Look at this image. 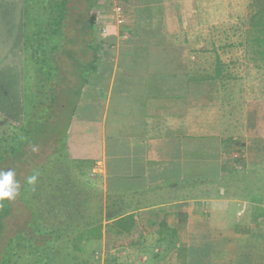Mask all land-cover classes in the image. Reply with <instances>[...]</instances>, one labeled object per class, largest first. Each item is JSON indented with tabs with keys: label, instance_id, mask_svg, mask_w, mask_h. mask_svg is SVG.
<instances>
[{
	"label": "crops",
	"instance_id": "crops-1",
	"mask_svg": "<svg viewBox=\"0 0 264 264\" xmlns=\"http://www.w3.org/2000/svg\"><path fill=\"white\" fill-rule=\"evenodd\" d=\"M123 6L122 25L95 15L74 55L95 67H80L75 93L67 59L52 106L71 171L99 193L103 251L115 254L101 264H264V33L249 22L239 43L228 37L208 82L216 40L197 0ZM25 60L24 0H0V115L13 126L25 122ZM128 218V230L111 226Z\"/></svg>",
	"mask_w": 264,
	"mask_h": 264
},
{
	"label": "rangeland",
	"instance_id": "rangeland-1",
	"mask_svg": "<svg viewBox=\"0 0 264 264\" xmlns=\"http://www.w3.org/2000/svg\"><path fill=\"white\" fill-rule=\"evenodd\" d=\"M263 2L264 0H197L198 8L202 13L203 36L213 35L217 43L213 45L207 43L208 50L211 46L214 47L215 55L209 52L204 54V80L212 82L211 69L223 68L226 61L225 49L228 37L234 36L235 41L239 43V39L245 34L244 27L250 22V15ZM102 10L106 12L107 18L108 8L103 0H96L92 8H89L88 0H67L66 36L71 38L68 47L74 49L75 54L81 53L78 48L82 50L80 37L88 35L86 21L89 15L91 13L97 15ZM238 43H235V48L240 46ZM27 55L28 58L24 63L26 102L22 105L21 116L18 115L25 122L20 126H13L3 119L2 114L0 115V156H5L3 160L6 162L5 172L14 171L19 185L30 172H33L31 177H35V181L28 184L23 195L24 200L21 199L22 196L19 193L14 199L7 200L11 211L4 219L2 241L24 225L28 231L32 233L34 231L35 238L37 237L38 240L33 241L28 235L15 237L10 247L11 258L8 264H73L67 256L68 249L73 257L78 255L80 258H92L95 264H101L104 257L105 261L112 263L115 260L114 252L103 251L102 247L101 230L104 221L99 193L88 189L79 190V188L83 189L80 186L83 184L84 177L80 175L78 179L73 174L71 165L62 152L56 148L57 143L54 136L48 134L47 138L43 135L31 137L30 131L36 119L29 115L35 73L31 67L33 62L30 60L28 46ZM64 58L67 63V58ZM235 59L236 67L240 68L241 61L238 62L237 58ZM40 66L42 67L39 69L40 73L52 72L45 66V62L42 61ZM215 82L218 81L215 80ZM2 86L3 83L0 84V113L7 114L8 109H3L2 106L5 104L4 99L7 93L3 92ZM239 103L238 101L237 104ZM17 105H19L18 101L14 100V106L18 107ZM41 113L42 111L39 112ZM29 119L32 120L31 123L28 122ZM14 146H20L18 150L20 153L8 155L11 153L10 147ZM49 232L57 236L56 238L53 236L56 240L53 243L43 239L46 238L44 235ZM78 236L80 251L73 248V240ZM110 238L106 239L110 241ZM0 245L2 246L3 242H0ZM41 257L43 259L47 257L44 263Z\"/></svg>",
	"mask_w": 264,
	"mask_h": 264
},
{
	"label": "trees",
	"instance_id": "trees-1",
	"mask_svg": "<svg viewBox=\"0 0 264 264\" xmlns=\"http://www.w3.org/2000/svg\"><path fill=\"white\" fill-rule=\"evenodd\" d=\"M96 0H88L89 8H92ZM67 14V0H24V53L27 55V46L30 48V60L32 63V68L35 69L33 84H32V105L30 117H36L33 123V129L30 131L32 134L31 137H36L37 135H43L47 138L48 134H51L55 137L57 147L60 152H62V147L64 144V130L66 126L65 120H55V123L52 122V116L54 110L52 109L53 102L56 99L55 88L60 87V82L64 78L63 69H66V60L70 59L71 66L74 68L73 75L76 77L78 83L75 84L74 90L77 93V90L80 88V83L84 74L80 67L83 68V71L93 69L95 60H91L89 63L83 64V60H80L74 53V49L68 47V43L71 41L70 37L66 36V21L68 19ZM96 19L95 14L91 13L86 21V28L88 30L93 29V24ZM250 26L253 29L262 31L264 33V2L262 5H259L258 9L250 15ZM29 51V50H28ZM45 62V66L48 67L52 72L49 73H40L39 69L41 62ZM36 82V83H35ZM42 111L41 114L39 112ZM32 122L31 119L28 121ZM52 131V132H51ZM19 147H10L11 153L8 155H15L19 151ZM57 149V150H58ZM9 151V152H10ZM20 153V152H19ZM13 157V156H12ZM4 155L0 156V170L4 171L6 162ZM33 172L28 173L27 177L24 178L19 186L18 193L22 196L26 192L27 186L29 184V179L32 176ZM81 187V186H80ZM76 188V187H75ZM79 190H84L79 188ZM11 206L10 203L5 199L0 201V242H3V245H0V264H8L11 258V244L13 243L15 237L22 235L30 236L31 240H38L35 238L34 231H28L26 226L16 229L14 234L7 237L5 241H2L3 238V227L4 219L10 213ZM101 224V223H100ZM132 220L121 219L111 221V226L116 229L128 230L133 227ZM96 230V229H94ZM91 231V230H90ZM99 234V233H98ZM46 241H56V235H53L52 232H49L44 235ZM54 236V237H53ZM83 238L82 236H80ZM78 237L73 240V248L78 251ZM124 242L129 244L130 237L120 236ZM54 239V240H53ZM68 258L73 262V264H95L92 258L87 257H78V255H71V251L68 249ZM80 251V249H79ZM42 258V257H41ZM47 257L42 258V263L45 262Z\"/></svg>",
	"mask_w": 264,
	"mask_h": 264
},
{
	"label": "clouds",
	"instance_id": "clouds-1",
	"mask_svg": "<svg viewBox=\"0 0 264 264\" xmlns=\"http://www.w3.org/2000/svg\"><path fill=\"white\" fill-rule=\"evenodd\" d=\"M35 181V177L29 179V183ZM19 181L15 179V173L12 170L4 172L0 170V201L12 200L18 195Z\"/></svg>",
	"mask_w": 264,
	"mask_h": 264
},
{
	"label": "built area",
	"instance_id": "built-area-1",
	"mask_svg": "<svg viewBox=\"0 0 264 264\" xmlns=\"http://www.w3.org/2000/svg\"><path fill=\"white\" fill-rule=\"evenodd\" d=\"M108 8L107 19L116 25H122L125 21L123 0H103Z\"/></svg>",
	"mask_w": 264,
	"mask_h": 264
}]
</instances>
